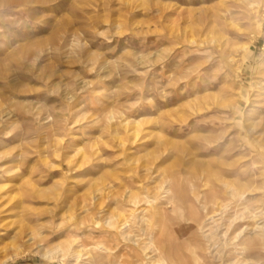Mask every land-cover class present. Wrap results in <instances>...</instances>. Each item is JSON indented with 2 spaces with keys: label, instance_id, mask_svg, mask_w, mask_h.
<instances>
[{
  "label": "rangeland",
  "instance_id": "1",
  "mask_svg": "<svg viewBox=\"0 0 264 264\" xmlns=\"http://www.w3.org/2000/svg\"><path fill=\"white\" fill-rule=\"evenodd\" d=\"M0 264H264V0H0Z\"/></svg>",
  "mask_w": 264,
  "mask_h": 264
}]
</instances>
